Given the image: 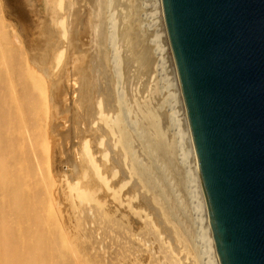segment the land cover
<instances>
[{
  "label": "rangeland",
  "instance_id": "374dc122",
  "mask_svg": "<svg viewBox=\"0 0 264 264\" xmlns=\"http://www.w3.org/2000/svg\"><path fill=\"white\" fill-rule=\"evenodd\" d=\"M73 1L78 18L86 16L87 24L81 39L68 46V37L56 26L64 11L55 0H22L34 29L30 32L9 0H0V264H213L203 239L192 161L185 152L186 115L174 97L165 40L155 34L161 26L152 14L154 0H103L101 7V0ZM110 16L116 28L114 45L109 44ZM71 21L70 14L67 25L74 36L76 22L72 28ZM59 45L64 55L56 66ZM111 47L119 53L117 63ZM100 108L120 131L114 121L121 112L134 157L141 171L156 181L155 187L139 176L138 181L129 179L136 176L130 171L132 163L124 162L120 146L112 143L120 131L111 130L116 139L109 135L105 121L98 120ZM88 151L111 188L117 190L125 182L122 207H116L122 212L112 208L89 166ZM67 183L96 203L77 204L73 197L78 206L74 210V204L66 202ZM124 196L136 198L132 208L142 214L132 212V203L126 213ZM184 250L198 261L189 252L186 259Z\"/></svg>",
  "mask_w": 264,
  "mask_h": 264
},
{
  "label": "water",
  "instance_id": "95a60500",
  "mask_svg": "<svg viewBox=\"0 0 264 264\" xmlns=\"http://www.w3.org/2000/svg\"><path fill=\"white\" fill-rule=\"evenodd\" d=\"M220 264H264V0H161Z\"/></svg>",
  "mask_w": 264,
  "mask_h": 264
},
{
  "label": "bare ground",
  "instance_id": "6f19581e",
  "mask_svg": "<svg viewBox=\"0 0 264 264\" xmlns=\"http://www.w3.org/2000/svg\"><path fill=\"white\" fill-rule=\"evenodd\" d=\"M56 1V6L58 7V9L60 8V9H62L61 10V12L62 11H64V13L63 14H61V16H60V14L58 15V19H56L57 20V25L56 26H58V28H59V32H60V35L64 38V37H68V46H69V44L70 43H73V42H77L78 40H80L81 38H80V35L81 34H83V32L85 31V29H86V24H87V22L85 21V19H86V16H83V18H78V10L76 9V7H74V4H73V0H55ZM106 1V0H105ZM108 1H110V0H108ZM125 1V0H124ZM9 2L11 3V5L10 6H12L11 7V9H13V12H14V15L15 16H17L20 20H22V21H25L27 24V28H28V30L31 28V30L32 31H34V29H32L33 27L31 26V22H30V20H29V14H27V12H26V9L24 8V6H23V2H22V0H9ZM107 2V1H106ZM105 2V3H106ZM154 3H152L153 4V9H152V14L153 15H155L157 18H158V20H159V22H160V26H161V29L159 28V30H161V32H157V31H155V34L156 33H158V34H156V35H158L157 37H159V36H162L163 37V39L165 40V44H166V46H167V50H168V56H169V60H170V74H171V76H172V78H170V79H172L171 80V82H173L172 84H171V86H175V91H176V94H177V96H176V94H175V96L174 97H176L177 98V100L179 101V103H180V106L181 107H183V113H185V115H186V104H185V100H184V96H183V94H182V89H181V85H180V80H179V76H178V71H177V68H176V64H175V60H174V56H173V52H172V48H171V45H170V40H169V36H168V31H167V27H166V22H165V18H164V12H163V6H162V1L161 0H154L153 1ZM151 3V2H150ZM100 4L101 5H97V6H103V0H101L100 1ZM110 5V2L107 4V6L108 7H110L109 6ZM123 5V4H122ZM64 7H65V9H64ZM107 7V8H108ZM146 8V7H145ZM59 9V10H60ZM109 9V8H108ZM107 9V11H109ZM111 11V10H110ZM123 11H124V9H123ZM59 12V11H58ZM115 13V12H114ZM70 14L72 15V21H71V24H72V28H73V25H74V22H76V24H75V29H74V36H72L71 35V33H70V31H71V28H69V26L67 25V21H68V18H69V16H70ZM87 14H88V12H87ZM147 15V14H146ZM108 16V15H107ZM113 16V15H112ZM115 18V17H114ZM150 18V17H149ZM106 20H107V18H106ZM155 20V19H154ZM157 20V21H158ZM110 21H111V24H112V22L114 21V19H113V17H111L110 16V19H109V23H110ZM158 22V23H159ZM114 24H115V22H114ZM114 24H112V27H111V25H110V27H109V25H108V27H109V29L108 30H111L110 31V39H109V44H111V45H114V44H117V43H115V42H117L115 39V31L116 30H114V29H116L115 28V26L113 27V25ZM148 24H149V22H148ZM157 25V24H156ZM151 26V25H150ZM111 28V29H110ZM114 28V29H113ZM154 28V27H153ZM61 30V31H60ZM31 31V32H32ZM29 32H30V30H29ZM32 34V33H31ZM30 34V35H31ZM51 36V35H50ZM127 36V35H126ZM126 36L124 37V40H125V38H126ZM48 37V36H47ZM156 37V38H157ZM128 38V37H127ZM159 38H161V37H159ZM65 39V38H64ZM35 40V39H34ZM37 40H38V38H37ZM61 41V40H60ZM122 41V40H121ZM126 41V40H125ZM62 42V41H61ZM127 42V41H126ZM152 42V41H151ZM118 45H119V43H118ZM60 46V45H59ZM58 46V47H59ZM113 47V46H112ZM111 47V48H112ZM118 47V46H117ZM116 47V48H117ZM57 48V47H56ZM64 48V46H60V49H59V51H57L56 49V51H57V53H56V66H58V64L60 63V60L62 59V57H63V55H64V49H63V51H62V49ZM114 48V47H113ZM112 48V49H113ZM116 48H114V49H116ZM113 49V50H114ZM160 49V48H159ZM79 50V49H78ZM117 51H118V49H116ZM3 51V54H4V56H2V58L3 59H5V53H4V50L2 49V46H1V52ZM78 53V51H74L73 52V55H75L74 53ZM114 52H115V50H114ZM111 53H112V51H111ZM6 54H8V53H6ZM53 54H55L54 52H53ZM114 54V53H113ZM119 55V53H117V52H115V55L113 56L114 58H112L113 60H115V62L117 63L118 62V60H121L120 59V57L118 56ZM54 57H55V55H54ZM112 57V56H111ZM111 59V60H112ZM112 62V61H111ZM129 62V61H128ZM113 63V62H112ZM130 63V62H129ZM131 64H133L132 63V60H131ZM166 65V64H165ZM114 67H115V65H114ZM119 68V67H118ZM5 69V68H4ZM6 69H7V72L8 71H10V63H9V61H7L6 60ZM117 70V69H116ZM5 71V70H4ZM120 71V70H119ZM35 73V72H34ZM115 73V72H114ZM6 75V74H5ZM38 77V76H37ZM37 77H33V79H34V81L35 82H37V83H40L39 82V77L37 78ZM13 81V80H12ZM42 82V81H41ZM117 82V81H116ZM121 82V81H120ZM170 84V83H169ZM42 87V86H41ZM154 87V86H153ZM36 89V88H35ZM15 90V89H14ZM38 90V89H37ZM118 90V89H117ZM120 90V89H119ZM174 91V92H175ZM12 92V91H11ZM124 92V91H123ZM37 93V92H36ZM121 94H122V92H121ZM124 95V94H123ZM145 95H146V93H145ZM174 94H172V96H173ZM172 98V97H171ZM120 99V98H119ZM119 99H117V100H119ZM125 99V98H124ZM126 100V99H125ZM176 100V99H175ZM177 100H176V102H177ZM120 101H121V103L123 104V102H122V98L119 100V104L120 105H122L121 103H120ZM117 103V102H116ZM115 103V104H116ZM124 105V104H123ZM117 106V105H116ZM117 107H120V106H117ZM121 107H123V106H121ZM137 107H139V106H137ZM156 107V106H155ZM125 108L127 109V107L125 106ZM131 108H132V106H131ZM123 109H124V107H123ZM126 109H125V111H126ZM20 110V109H19ZM119 110V109H118ZM137 110V109H136ZM148 110V109H147ZM120 111H121V109H120ZM119 111V112H120ZM125 111H124V113H125ZM147 112V111H146ZM101 113V114H100ZM103 112H101V108H100V112H99V114L101 115H99L100 116V118H98V120H103V121H105V123H103V125H104V127L107 129V130H109V135H111V136H113V138L114 139H116V137L114 136V135H112V131L111 130H114V131H116L117 129L119 130V128H117L116 126H118V127H120V129H121V131H120V134L121 135H119L118 133H117V135L119 136L118 137V139H116V141H113L112 140V137H110L111 138V140L113 141L112 143H114V142H116L115 144L116 145H114L113 144V146H115L116 148H117V145H119L118 147H119V151H121L120 153H121V156L120 157H124L125 159H124V162H129V164H131L132 163V165L130 166V169H131V167H132V169L130 170L131 172H133V173H135L136 174V176H129V179H130V177H131V181H132V177L134 178V177H136L135 179L138 181L139 180V178H137L138 176L140 177V179L141 180H143V181H145V182H147V184L148 185H150L151 187H155L156 185H155V182L150 178V176L146 173V172H144V171H141V166L140 165H142L141 163L139 164L138 162V159L136 160L135 159V157H134V152H133V148L131 149V147H130V142H129V139H128V137H127V134H126V132H125V128H124V123H123V121L121 120V118H119L121 115V112H120V114H119V116L118 115H116L115 114V117L116 116H118V118L117 119H115V121H114V125H115V127H116V130L114 129V128H112L113 127V124H111V122L109 123V119L108 118H110V117H106L107 115H104V114H102ZM129 113V112H128ZM143 113V112H142ZM131 114V113H130ZM149 114V113H148ZM127 115V114H126ZM144 115V114H143ZM184 115V114H183ZM25 117V116H24ZM150 117V116H149ZM112 118H114V117H112ZM126 118V117H125ZM129 118V117H128ZM152 118V117H151ZM185 119H183V121H184ZM143 121V120H142ZM150 121V120H149ZM130 123H131V121H130ZM26 125V124H25ZM108 127H107V126ZM110 125H112V126H110ZM133 125H134V123H133ZM139 125V124H138ZM158 125V124H157ZM137 126V125H136ZM140 126V125H139ZM158 127H159V125H158ZM110 128V129H109ZM131 128H133L132 126H131ZM140 128V127H139ZM146 128V127H145ZM130 129V128H129ZM149 129V128H148ZM153 129V128H152ZM106 130V131H107ZM132 130H134V129H132ZM154 130V129H153ZM163 130V129H162ZM103 131H105V130H103ZM113 131V134H115V132ZM118 131V132H119ZM140 131V130H139ZM158 131V130H157ZM160 131V130H159ZM185 131H186V133H185V136H187V138H186V140L188 141V147H189V151H188V149H186V153L188 154V157L189 158H191L190 160L192 161V163L190 162V164H192V167H191V169L193 170H189V171H192L194 174H192L191 172H190V174H192V176L194 175V182H195V184L196 185H194L195 187L197 186V192H198V194H197V196H198V198L200 199V207H199V209H200V211H202L203 212V219L201 218V220H202V222L204 223V227H203V236H204V242H206V244H207V246H208V248H206V249H208V253H210L211 254V256H212V259H213V264H220V261H219V258H218V255H217V251H216V245H215V241H214V236H213V232H212V227H211V217H210V212H209V206H208V203H207V199H206V195H205V191H204V187H203V183H202V179H201V175H200V171H199V168H198V164H197V159H196V154H195V151H194V148H193V141H192V134H191V131H190V128H189V126H188V122H187V118H186V122H185ZM108 132V131H107ZM130 132V131H129ZM136 131H134V132H132V134H134ZM141 132H142V130L140 131V133H138V132H136L137 133V135L139 134V135H141ZM155 132V131H154ZM135 133V134H136ZM148 133V132H147ZM146 133V134H147ZM107 134V135H108ZM131 134V133H130ZM145 134V133H144ZM116 135V134H115ZM116 135V136H117ZM138 135V136H139ZM143 135V134H142ZM141 135V137H142V139H143V137L144 136H142ZM153 135H155V134H153ZM160 135V134H159ZM137 136V137H138ZM182 136V135H181ZM150 137H151V135H150ZM155 137V136H154ZM156 137H158V135L156 136ZM160 137H162V136H160ZM145 138V137H144ZM179 138V137H178ZM143 141H144V139H143ZM160 141V140H159ZM155 142H157V141H155ZM154 143V142H153ZM158 143V142H157ZM155 145V144H154ZM182 146V145H181ZM133 147V146H132ZM144 147V146H143ZM159 147V146H158ZM187 147V148H188ZM173 150V149H172ZM135 151H136V149H135ZM143 151V150H142ZM166 151V150H165ZM181 151V150H180ZM147 152H148V150H147ZM151 152V151H150ZM142 153V152H141ZM156 154V153H155ZM87 155H88V157H87V160H88V163H89V166H90V168H91V170L94 172V174H95V176L98 178V180H99V182H100V185L102 186V188L104 189V191L107 193V195L110 197V201H111V206H112V208L114 207L115 209V211H116V213H118L119 211H121L122 210V206H121V201H120V195L122 194L121 192H122V190L123 189H125L124 187H125V182H124V184H122V185H120L119 187H118V189L117 190H115V189H113V188H111L110 187V185H109V183H108V181L107 180H105L104 178H102V176L100 175V172H99V167L97 166V164L95 163V161L93 160V158L91 157V154H90V152L88 151L87 152ZM123 155V156H122ZM182 155V154H181ZM190 155V156H189ZM138 156V155H137ZM147 156V155H146ZM151 155H149V157H150ZM181 157V156H180ZM126 158L128 159V158H131V161H129V159L126 161ZM151 158V157H150ZM188 158V159H189ZM152 159V158H151ZM174 159V158H173ZM183 159V158H182ZM153 160V159H152ZM138 161V162H137ZM182 161V160H181ZM122 163V162H121ZM126 164V163H125ZM128 164V163H127ZM150 164V163H149ZM38 166V165H37ZM169 166H171V165H169ZM187 166V165H186ZM191 166V165H190ZM128 169H129V167H128ZM156 169V168H155ZM160 169V168H159ZM133 170V171H132ZM143 170V169H142ZM158 171V170H157ZM128 173V172H127ZM130 174V175H135V174ZM160 174V173H159ZM164 174V173H163ZM189 174V175H190ZM191 176V175H190ZM157 177V176H156ZM174 178V177H173ZM165 179V178H164ZM192 179V178H191ZM126 180V179H125ZM166 180V179H165ZM127 182H128V180H126ZM167 181H168V178H167ZM165 182V181H164ZM176 182H178V181H176ZM193 182V183H194ZM141 183V182H140ZM172 183V182H171ZM170 183V184H171ZM173 185V184H172ZM178 185V184H177ZM181 186V185H180ZM191 189V188H190ZM152 191V190H151ZM193 191V190H192ZM65 192H66V202H68V200H69V202H70V204H71V206L73 205V207H74V210L76 209V208H78V206L77 207H75V205H76V202H78L77 204H79V203H84L85 201H86V203L88 204L89 202H95L94 201V199L92 198V197H90V196H87V195H84L80 190H79V188L78 187H76V186H72V185H69L68 183L66 184V188H65ZM123 192H124V190H123ZM196 192V191H195ZM75 195H77V197L75 196ZM126 195V194H125ZM128 195V194H127ZM126 195V196H127ZM123 196V195H122ZM126 196H124L125 198H122V199H124V204H123V206H125V209H126V207H127V210H125V212L126 211H128V209L130 208V204L133 202L134 203V199H136V198H133V197H129V196H131V195H129L127 198H126ZM166 196V195H165ZM174 196V195H173ZM195 196V195H194ZM75 198V203H73V202H71V199L72 198ZM157 198V197H156ZM193 198V197H192ZM159 199H160V196H159ZM177 199V198H176ZM134 200V201H133ZM182 200V199H181ZM73 201V200H72ZM88 201V202H87ZM180 201V200H179ZM157 202H159L158 200H157ZM192 202V201H191ZM96 203V202H95ZM133 203L131 204V208H132V205H133ZM161 203H163L162 201H161ZM181 203V202H180ZM180 203H178L177 205L179 206V204ZM86 204V205H87ZM95 205V204H94ZM118 205H120L121 207L120 208H116ZM172 205V204H171ZM67 206H70V205H67ZM110 206V207H111ZM156 206V205H155ZM197 206V205H196ZM72 207V208H73ZM80 207V206H79ZM157 207H158V205H157ZM48 208V207H47ZM111 208V209H112ZM71 210V207H69L68 208V210ZM119 209H121V210H119ZM133 210H132V212H135L136 214H137V210L136 211H134V208H132ZM161 209V208H160ZM159 209V210H160ZM183 209V208H182ZM124 210H123V213H124ZM81 211V210H80ZM112 211H113V209H112ZM118 211V212H117ZM140 211V210H139ZM142 211V210H141ZM161 211V210H160ZM72 212V211H71ZM71 212H69V213H71ZM74 212V211H73ZM72 212V216H74L75 214ZM122 212V211H121ZM162 212H163V210H162ZM171 212V211H170ZM75 213H76V211H75ZM115 213V212H114ZM120 213V212H119ZM123 213H121V214H123ZM127 213V212H126ZM126 213H124V214H126ZM141 213V212H140ZM140 213H138L137 215H140ZM183 213V212H182ZM82 214V213H81ZM121 214H119L120 216H122V217H124V214L123 215H121ZM142 214V213H141ZM146 214V213H145ZM145 214H143V215H145ZM201 214V213H200ZM49 215V214H48ZM71 215V214H70ZM131 215V214H130ZM142 215V216H143ZM163 215V214H162ZM166 215V214H165ZM202 215V214H201ZM116 216V215H115ZM164 216V215H163ZM171 216V215H170ZM137 217V216H136ZM146 217V216H145ZM155 217V216H154ZM165 218L164 219H166L167 220V218H166V216H164ZM116 218V217H115ZM121 218V217H120ZM138 218V217H137ZM136 218V219H137ZM140 218H141V216H140ZM143 218H144V216H143ZM147 219H148V217H146ZM171 218V217H170ZM173 218V217H172ZM77 219V218H76ZM117 219V218H116ZM122 219H124V218H122ZM141 220V219H140ZM143 220V219H142ZM149 220L150 221H152L151 219H150V217H149ZM168 220H169V218H168ZM75 221V220H74ZM136 221V220H135ZM138 221V220H137ZM72 222V221H71ZM168 222V221H167ZM201 222V223H202ZM76 224V223H75ZM124 225V224H123ZM151 225H152V222H151ZM168 226H169V223H168ZM172 226V225H171ZM178 226V225H177ZM150 227V226H149ZM75 228V227H74ZM152 228H154L153 227V225H152ZM171 229H174V228H172V227H170ZM131 229V228H130ZM156 229H154V231H155ZM173 231H175V230H173ZM132 232V231H131ZM176 232V231H175ZM76 234V233H75ZM66 235V234H65ZM84 235V234H83ZM71 236V235H70ZM176 236V235H175ZM76 237V236H75ZM83 237V236H82ZM180 237V236H179ZM197 237V236H196ZM59 238V237H58ZM67 238V237H66ZM174 238H176V239H178V241H180L179 239L180 238H177V237H174ZM82 239V238H81ZM183 239V238H182ZM90 240V239H89ZM170 240V239H169ZM173 240V239H172ZM202 240V239H201ZM153 241V240H152ZM182 241V240H181ZM180 241V242H181ZM64 243V242H63ZM164 243V242H163ZM177 243V242H176ZM179 243V242H178ZM177 243V244H178ZM64 245V244H63ZM167 245V247H168V244H166ZM180 244H178V246H179ZM202 245V244H201ZM155 246V245H154ZM165 246V245H164ZM181 246H183L182 245V243H181ZM181 246H179L180 248H181ZM158 247V246H157ZM156 247V248H157ZM178 247V248H179ZM177 248V249H178ZM183 248V247H182ZM155 249V248H154ZM191 249V248H190ZM168 250H169V248H168ZM180 249H178V251H179ZM167 251V250H166ZM169 251H171V250H169ZM185 251V250H184ZM183 251V252H184ZM190 251H192V250H190ZM182 252V251H181ZM189 252V251H188ZM188 252H184V253H186L185 254V256L187 255L188 256V254H189V256L190 257H192V258H194V256H191L190 255V252L188 253ZM69 253V252H68ZM105 253H106V251H105ZM155 253V252H154ZM176 253V252H175ZM188 253V254H187ZM192 253H193V251H192ZM148 254V253H147ZM181 254V253H180ZM194 254V253H193ZM105 255V254H104ZM160 255V254H159ZM173 255V254H172ZM175 255V254H174ZM141 256H142V253H141ZM147 256V255H146ZM175 256H178L177 254L175 255ZM181 256H183V254H181ZM187 256H186V259H187ZM201 256V255H200ZM143 257V256H142ZM158 257V256H157ZM163 257V256H162ZM179 257L180 256H178V260H179ZM198 257V256H197ZM159 258V257H158ZM177 258V257H176ZM196 258V257H195ZM195 258H194V260H195ZM132 259V258H131ZM139 259H140V257H139ZM147 259V258H146ZM161 259V258H160ZM184 259H185V257H184ZM190 259V258H189ZM145 260V259H144ZM193 259H192V261H194ZM201 260V259H200ZM132 261V260H131ZM140 261V260H139ZM142 261V260H141ZM146 261V260H145ZM159 261H161V260H159ZM173 261V260H172ZM190 262H191V259L189 260ZM198 261V259L196 258V262ZM162 262V261H161ZM189 262V263H190ZM195 262V263H196ZM207 262V261H206ZM128 263V262H127ZM159 263V262H158ZM180 263H181V258H180ZM194 262H192V264H193ZM113 264V263H112ZM143 264H144V262H143ZM173 264H175V263H173ZM183 264H184V262H183ZM191 264V263H190Z\"/></svg>",
  "mask_w": 264,
  "mask_h": 264
}]
</instances>
